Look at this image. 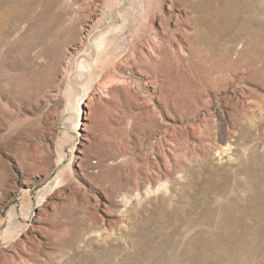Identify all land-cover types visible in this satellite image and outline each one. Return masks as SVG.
Returning <instances> with one entry per match:
<instances>
[{
  "label": "rangeland",
  "instance_id": "1",
  "mask_svg": "<svg viewBox=\"0 0 264 264\" xmlns=\"http://www.w3.org/2000/svg\"><path fill=\"white\" fill-rule=\"evenodd\" d=\"M0 264H264V0H0Z\"/></svg>",
  "mask_w": 264,
  "mask_h": 264
},
{
  "label": "bare ground",
  "instance_id": "2",
  "mask_svg": "<svg viewBox=\"0 0 264 264\" xmlns=\"http://www.w3.org/2000/svg\"><path fill=\"white\" fill-rule=\"evenodd\" d=\"M97 47V46H96ZM99 47V46H98ZM97 51L99 52V50L97 49Z\"/></svg>",
  "mask_w": 264,
  "mask_h": 264
}]
</instances>
